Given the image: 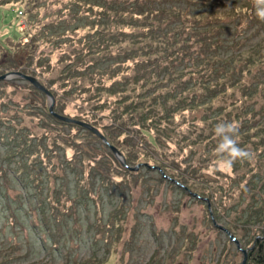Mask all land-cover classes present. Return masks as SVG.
<instances>
[{
    "label": "trees",
    "instance_id": "trees-1",
    "mask_svg": "<svg viewBox=\"0 0 264 264\" xmlns=\"http://www.w3.org/2000/svg\"><path fill=\"white\" fill-rule=\"evenodd\" d=\"M248 1L228 0L234 6L226 10L225 14L232 13L236 17H227L224 21L215 16L216 11H212L216 0H29L33 10H39L49 3L57 5V12L53 13L55 22L44 24L38 33L34 32L30 24L32 20L28 19L27 34L32 49L28 54L27 67H32L37 61L32 71L36 73L37 68H42L44 63L50 61L36 56L38 45L43 44L44 40L53 37L56 48L65 47L70 50L63 52L58 61L64 77L62 88L65 96H81L83 104L89 106L95 122H103L104 133L93 124L90 125L104 135L110 145L120 143V138L124 137L123 140H128L126 143L139 141L141 144L147 141L148 145L154 147L158 139L149 133L151 130L161 137L165 131L168 132L163 127L164 122L173 121L176 116H182L185 111L193 109H204V113L208 111L201 119V124H205L208 129L205 140L215 137V125L224 121H237L243 126L251 119L255 124L252 128L258 129V126L264 125V117L257 120L255 104L248 108L239 107V100L233 99L235 115L231 110L224 116L227 107H218L212 111L214 101L225 96L228 90L236 88L243 92L242 96L251 98L262 83L260 80H264V73L259 74L251 91H246L241 86L242 79L245 72L250 71L252 62L236 63L237 57L243 54L242 49L247 48L246 41L261 34L262 39L250 47H261L264 41V21L255 16L253 2L246 6ZM22 2L2 0L0 10L8 11H4V14L10 19L12 14L9 15L10 10L6 7H21ZM245 7L248 11L243 14L242 8ZM80 32L84 34L79 35ZM25 71L22 73L27 74ZM15 80L23 81L18 78ZM105 110H109L108 115L99 116ZM48 116L59 121L49 112ZM8 122L0 112V224L10 232L13 230V234L19 232L14 237L22 239L23 245L29 249L28 256L32 258L41 252L47 257L53 254V257H61L66 253L64 258H70L72 255L68 256L67 250L70 248L69 240L73 244V241L80 238L82 243L78 242L88 247L91 237L84 239L82 232L86 233L92 226L96 230L94 234H102L104 230L112 231L108 237L114 244L121 230V220L118 218L124 212L117 214V201L112 202L113 210L109 213L116 217L111 219L112 225H107L104 224V213L100 210L102 197L107 201L112 197V190L117 192V196L121 194L117 184L111 187L113 179L110 174L100 173L97 168L99 166L94 167L97 169L91 177L98 181L99 186H96V183L87 184L82 181L80 173L76 174L70 168L68 181L63 184L65 177L53 175L48 169L36 138L30 137L26 129L22 134ZM75 126L86 130L79 125ZM244 134L239 129V138L244 137ZM24 142L26 145H22ZM239 144L242 147L248 141ZM257 147L256 144L254 150ZM118 152L127 167L120 166L114 159L115 171L136 176L141 167L147 171L153 170L142 163L137 170H132L130 167L137 163L131 160L135 159L125 157L119 149ZM133 155L137 158L135 153ZM158 162L162 164V168L157 167L162 170V175L157 170L153 171L158 172L177 191H184L193 197L191 194L195 193L183 185L184 189L180 188L181 184L164 172L166 168L178 173L181 170L172 167L166 159ZM113 168L109 167L110 173ZM262 179L254 183L250 192L257 190L256 194L258 191L264 194ZM10 191L17 195L11 197ZM62 195L78 198L75 200V206L80 208L77 218L59 210ZM193 199H200L207 204L204 198ZM240 199L236 209L239 214L236 223H242L240 226H248L255 232L259 229L263 231V206L255 201L254 205L240 209L244 198L241 196ZM24 228L28 232L26 238L22 233ZM94 240L95 237H92L93 243ZM253 242L255 247L249 255L252 252L255 263L264 264V239L254 236ZM104 262L97 259L95 253H91L77 264Z\"/></svg>",
    "mask_w": 264,
    "mask_h": 264
},
{
    "label": "rangeland",
    "instance_id": "rangeland-1",
    "mask_svg": "<svg viewBox=\"0 0 264 264\" xmlns=\"http://www.w3.org/2000/svg\"><path fill=\"white\" fill-rule=\"evenodd\" d=\"M252 2L249 0L246 6ZM47 5L39 10H33L29 0H23L21 7L7 6L6 9L10 10L9 15L12 14L10 19L4 14L6 10H0V76L12 71L26 70V75L36 77L50 90L48 92L54 97L55 112L71 120L93 124L104 133L103 122L101 120L95 122L89 106L83 104L81 96L73 98L65 96V90L62 88L64 77L58 61L67 48H56L53 37L44 40L43 44L38 45L36 56L50 61L44 63L42 68H37L36 73L32 71L38 64L37 61L32 67H27L28 54L32 49L29 47L30 38L27 34L28 19L32 20L29 22L35 33H38L44 24L55 22L53 13L57 12V5L49 3ZM215 5L212 11H216L217 18L225 21L227 17L232 19L236 17L232 13L225 14L226 10L233 8L234 3L216 0ZM247 9L242 8V13L245 14ZM262 37L261 34L251 41H246L247 48L242 49L243 54H239L240 57L236 60L237 64L252 62L250 71L245 72L242 79L241 86L246 91H251L256 78L264 73V41L261 47H250ZM15 79L0 81L1 116L22 134L26 129L30 137L36 138L48 169L53 175L64 176L63 184L68 181L70 168L74 169L76 174L80 173L82 181L87 184L96 183V186L99 184L97 180L92 179L93 172L98 168L100 173L105 175L109 173L113 179L111 187L114 183L117 184L121 194L117 196V192L112 190V197L110 196L107 201L101 194L100 210L104 213V224L112 225L111 219L116 217L109 213L113 210L112 202L115 200L119 209L117 214L124 213L118 218L121 220L119 222L121 230L119 239L114 244L108 237L112 235V231L104 230L98 235L94 234L96 230L92 226L86 233L82 232L83 236L81 235L84 239L91 237L87 244L89 248L78 242L82 243L80 238L75 240L76 243L73 241V244L69 240L68 256H72L66 259L64 258L66 253L61 257L58 255L53 257L54 254L47 257L43 252L33 258L28 256L29 249L23 245L22 239L14 237L19 235V232L13 234V230L10 232L0 224V264H77L80 260L88 258L91 253L92 255L95 253L97 259L104 260L103 264H241L242 253L237 250L226 233L212 225L207 204L200 199H193L184 191H177L153 170L147 171L141 167L136 176L115 171L113 162L116 158L107 145L75 124L68 125L51 119L48 116L47 97L29 83ZM260 81L262 83L253 97L245 98L242 96L243 92L236 88L228 90L225 96H220L214 101L212 111L218 107H227L224 116L231 110L235 115L232 103L233 99H238L239 107L248 108L255 104L257 120L264 117V80ZM231 93H234L233 97ZM204 112V109L188 110L184 115L176 116L173 121L164 122L163 127L168 130L164 132L167 133V138L164 134L161 137L156 136L151 130L149 133L158 139L154 147L148 145L147 141L141 144L139 141L126 143L128 140H123L124 137L120 138V143L112 146L119 149L125 157L135 159L131 161L137 164L130 167L131 169L141 166V163L162 168V164L158 162L162 159H166L172 167L176 166L181 170L179 173L166 168L165 174L190 189L199 198L207 199L218 225L229 230L240 242L242 249H253L254 236L264 239V225L263 231L259 229L257 232L248 226H240L242 223H236L239 217L236 209L241 196L244 198V204L240 209L246 205H254L255 201L264 209V194H259V191L256 194L257 190L250 192L259 179L263 178L261 182L264 183V125L258 126V129L252 128L255 124L251 119L243 126L240 125V130L245 134L239 138V143L248 141V144L242 147L251 153L249 159L237 160L230 170L214 168L217 153L211 148L216 147L217 139L216 136L210 140L204 139L208 129L205 124H201V119L208 111ZM108 113L109 110H105L100 112L99 116L103 117ZM256 144L258 149L254 150ZM120 166L127 167L124 164ZM109 167L113 168L111 173ZM51 185L54 187L53 181ZM9 194L11 197L17 195L12 191ZM77 199L62 195L59 210L77 218L79 213V207L75 206ZM22 230L23 237H28L27 229ZM92 237H95V243L92 242ZM249 252L246 264H256L254 254L251 252L249 255ZM74 258L77 262L72 261Z\"/></svg>",
    "mask_w": 264,
    "mask_h": 264
},
{
    "label": "clouds",
    "instance_id": "clouds-1",
    "mask_svg": "<svg viewBox=\"0 0 264 264\" xmlns=\"http://www.w3.org/2000/svg\"><path fill=\"white\" fill-rule=\"evenodd\" d=\"M253 8L257 19L264 21V0H253ZM239 129L237 121H224L215 125L217 160L214 168L230 170L237 160L250 158L251 153L239 144Z\"/></svg>",
    "mask_w": 264,
    "mask_h": 264
},
{
    "label": "water",
    "instance_id": "water-1",
    "mask_svg": "<svg viewBox=\"0 0 264 264\" xmlns=\"http://www.w3.org/2000/svg\"><path fill=\"white\" fill-rule=\"evenodd\" d=\"M13 78H18V79H21L27 83H29L30 85H32L35 89H37L38 91L42 92L45 94V96L47 97L48 99V102H49V107H48V111L49 113L56 119H58L59 121L63 122V123H68V124H76V125H79L81 127H83L84 129L90 131L91 133H93L94 135H96L105 145H109V148L111 150V152L113 153V155L115 156L116 160L118 161V163L120 165H123L124 164V158L123 156L118 152V150L113 147L112 145H110L106 139V137H104L96 128L92 127L91 125H88L86 123H82V122H79V121H75V120H71V119H68V118H65V117H62L60 116L58 113H56L54 111V97L48 92V90L42 86L38 80L35 78V77H32V76H29V75H26L22 72H19V71H12V72H9L7 74H4L2 76H0V81H8L10 79H13ZM140 165L136 166L135 168H133L132 170H137V168H139ZM148 168H151L153 170H157L161 175H162V170L160 168H157V167H151V166H148ZM164 178L168 179L169 181L173 182V180L169 179L167 176L163 175ZM177 185H179L177 182H175ZM180 188L184 189V187L182 185H179ZM186 191V189H185ZM193 197H198L197 195L195 194H191ZM206 203H207V209H208V214L210 216V220H211V223L212 225L217 228V229H220L222 230L224 233H226L230 239L231 242H233L237 248V250H239L242 255H243V258H242V262L241 264H246L247 262V254H248V251H251L252 249H242L241 246H240V242L237 241L234 236L230 233L229 230H227L226 228L218 225V223L214 220V217L212 215V211L210 209V206H209V203H208V200H204Z\"/></svg>",
    "mask_w": 264,
    "mask_h": 264
}]
</instances>
